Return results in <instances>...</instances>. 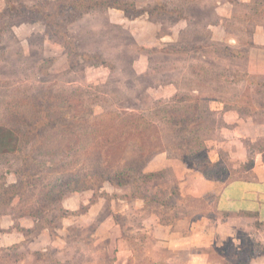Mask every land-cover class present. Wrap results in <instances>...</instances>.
<instances>
[{"label": "rangeland", "instance_id": "374dc122", "mask_svg": "<svg viewBox=\"0 0 264 264\" xmlns=\"http://www.w3.org/2000/svg\"><path fill=\"white\" fill-rule=\"evenodd\" d=\"M0 126L19 138L0 155L1 225L35 220L47 250L0 264H186L219 217L216 196L183 195L264 163V0H0Z\"/></svg>", "mask_w": 264, "mask_h": 264}, {"label": "crops", "instance_id": "0c3cea01", "mask_svg": "<svg viewBox=\"0 0 264 264\" xmlns=\"http://www.w3.org/2000/svg\"><path fill=\"white\" fill-rule=\"evenodd\" d=\"M261 159L264 160L262 155ZM250 171L253 180L231 183L211 181L201 175L200 185L193 188L191 193L183 195L197 199L216 196V211L219 217L216 232L203 230L198 233L199 237L205 235L201 240L205 239V242H209L210 247L200 254H189L186 264H264V249L256 253V249L254 251V247L250 246L253 242V232L259 231L258 227L264 229V163L259 164L254 161ZM5 207L6 205L0 207V215L6 214ZM0 217H2L0 218V253L25 250L31 257L46 258L44 253L47 250L43 248L45 246L43 239L39 235H33L36 231L35 220L30 226L6 230L1 225L5 217ZM226 230H229L230 234L225 235L223 231ZM220 233L224 234L221 241ZM228 235L231 238L229 240ZM198 246L202 248L208 245L198 244ZM25 258L26 256L15 258L14 263L26 264Z\"/></svg>", "mask_w": 264, "mask_h": 264}, {"label": "trees", "instance_id": "16d2710c", "mask_svg": "<svg viewBox=\"0 0 264 264\" xmlns=\"http://www.w3.org/2000/svg\"><path fill=\"white\" fill-rule=\"evenodd\" d=\"M179 99L181 100V102H183V98H179ZM188 100L189 101L186 104L185 109L188 112L194 111V113L193 114L190 113L189 115H185V113L180 112V113L175 115V117H174L175 119H174V122H173L175 128H179V129H182V130L187 129L186 134L188 132H190L191 129L195 130V126H197L199 124L198 115H196L195 111H196V109H200V106H198V107H197V105L193 106V105H191L192 102L190 101V99H188ZM179 129H177V130H179ZM190 133H192V132H190ZM191 135H194V133L191 134ZM192 137L194 138L192 140V142H190L188 140L187 143L185 144L186 151H184L183 161L187 164V166L189 168L194 169L193 163H191L190 160H189V156H190V152H191L190 148H192L191 144H193V142H196V146H198L197 148H199V147L201 148L199 153L197 154V152H196V155H194L193 157H197L200 160H204L205 158L208 159V153H207V149H206L205 143L201 142L200 139L197 136L196 137L192 136ZM18 146H19V138H18L17 132L15 130H13L12 128L0 126V155L12 154V153L17 151ZM102 181L104 182L103 177L100 176L98 181L96 180V182L92 183L93 184L92 185L93 186L92 189L96 192L95 195H97V196H98V193H97L96 190L99 187L97 185V183L99 184V182H102ZM18 192H20V190L18 188H16V187H13L11 192H10V197L8 198L9 201H11L12 198L15 195H17ZM7 193H9V191L8 192L5 191L4 194H7ZM128 198H132V199L141 198L147 203H154V201L152 199L146 198L145 196L140 195L138 193H135V194L131 195ZM9 201L7 203H9ZM2 204L3 203H2V196H1L0 207L3 206Z\"/></svg>", "mask_w": 264, "mask_h": 264}]
</instances>
